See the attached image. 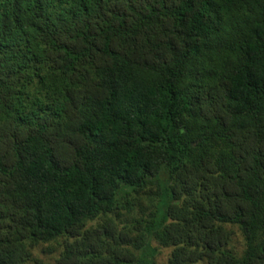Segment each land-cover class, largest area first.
Returning a JSON list of instances; mask_svg holds the SVG:
<instances>
[{"label":"trees","instance_id":"1","mask_svg":"<svg viewBox=\"0 0 264 264\" xmlns=\"http://www.w3.org/2000/svg\"><path fill=\"white\" fill-rule=\"evenodd\" d=\"M154 240L264 264V0H0V264Z\"/></svg>","mask_w":264,"mask_h":264},{"label":"rangeland","instance_id":"2","mask_svg":"<svg viewBox=\"0 0 264 264\" xmlns=\"http://www.w3.org/2000/svg\"><path fill=\"white\" fill-rule=\"evenodd\" d=\"M128 218V217H127ZM234 230L233 235L231 236L232 238V245L235 246L236 248L240 249L241 244H242V238L238 232V230H236V227L232 228ZM155 244H157V246L159 247L158 249V254L156 255L155 261L156 264H166L167 259L170 255L171 252V247H167V246H161L159 244V242H157L156 240L153 241ZM42 247L43 246H38L37 248L34 249L33 251V256L37 257L39 259H43V260H47L49 262L53 261V256L50 255L47 252H42ZM199 264H205V262H201Z\"/></svg>","mask_w":264,"mask_h":264}]
</instances>
